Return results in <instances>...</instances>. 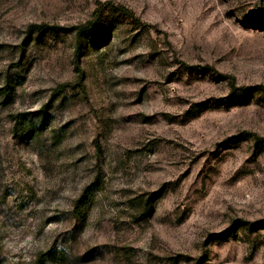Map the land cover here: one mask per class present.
Masks as SVG:
<instances>
[{
	"label": "rangeland",
	"instance_id": "374dc122",
	"mask_svg": "<svg viewBox=\"0 0 264 264\" xmlns=\"http://www.w3.org/2000/svg\"><path fill=\"white\" fill-rule=\"evenodd\" d=\"M234 220H264V0H0V264H264Z\"/></svg>",
	"mask_w": 264,
	"mask_h": 264
},
{
	"label": "trees",
	"instance_id": "16d2710c",
	"mask_svg": "<svg viewBox=\"0 0 264 264\" xmlns=\"http://www.w3.org/2000/svg\"><path fill=\"white\" fill-rule=\"evenodd\" d=\"M101 7L98 8L96 11H95V17L93 20H89L85 23H83V25H79V26H75V27H72V28H68L67 30H73L74 34H75V42H74V49H73V52H74V57H75V68L76 70H79L78 68V63H79V60H80V57H81V50H82V39L84 37L85 34H87L92 28H94L98 23H99V20H100V15H101ZM54 28L46 23L44 24H30L28 25L27 29H26V40H30L32 35L35 34V33H38V34H44V32L46 31H52ZM8 84H6V86H4L2 89H1V93H3L4 95V98L5 100H12L11 98V93L9 92V89H8ZM240 94L237 92V90H233V93L231 94V96L235 97V98H238L240 97L239 96ZM230 96V98H231ZM40 112L44 113L40 119H39V122H40V126L41 128H43L45 125H46V115H45V112H43V110H40ZM24 119L23 118V115H21V117L18 119L17 123L19 124H24ZM80 203V201H78ZM150 207V199H147L146 200V205H145V211H148ZM246 227L248 226L249 229L253 230V229H258L259 227H264V220H260V221H257V222H243V221H240V220H234L232 221V223L230 224V227L227 228V230H225L224 232H221L219 234H213L211 237L213 239V241H216V242H221V241H226L227 238L235 233L237 231V229L239 227ZM247 228V227H246Z\"/></svg>",
	"mask_w": 264,
	"mask_h": 264
}]
</instances>
